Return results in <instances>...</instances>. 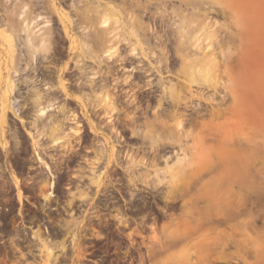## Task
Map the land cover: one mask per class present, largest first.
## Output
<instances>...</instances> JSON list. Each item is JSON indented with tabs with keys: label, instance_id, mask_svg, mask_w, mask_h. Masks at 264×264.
Wrapping results in <instances>:
<instances>
[{
	"label": "flooded vegetation",
	"instance_id": "obj_1",
	"mask_svg": "<svg viewBox=\"0 0 264 264\" xmlns=\"http://www.w3.org/2000/svg\"><path fill=\"white\" fill-rule=\"evenodd\" d=\"M55 58L0 60V264H44L46 243L58 264H151L186 209L177 150L147 137L172 116L139 61Z\"/></svg>",
	"mask_w": 264,
	"mask_h": 264
},
{
	"label": "rangeland",
	"instance_id": "obj_2",
	"mask_svg": "<svg viewBox=\"0 0 264 264\" xmlns=\"http://www.w3.org/2000/svg\"><path fill=\"white\" fill-rule=\"evenodd\" d=\"M141 2L157 13L152 15L149 11L141 13L135 10L134 14L141 13L140 21L143 22L148 36L153 37L152 39L158 37L163 39L158 47L165 50L170 57L169 61L175 62L174 71L177 70L179 63L174 48L176 38L172 32L177 21L168 14V11L184 6L176 1L162 4L157 0H141ZM164 6L168 9L166 13ZM86 7L95 9L94 19L86 20L75 14V8L82 10ZM109 8L115 9L114 15L109 13ZM131 8L129 3L123 0H0V32H7L13 37V49L9 52V44L0 36V60L12 61L17 59V56L21 58L23 53L30 61L56 60L55 56L61 54L62 59L69 62L85 64L91 61L101 68L103 63L112 64L119 61L120 56L127 55L130 63L126 65L137 66L139 59H133L131 52L133 49L139 51L142 47L148 50L150 46L141 43L142 29L140 22L129 14ZM211 16L217 23H226L229 30L237 31L231 18L218 14ZM107 23L114 28V33L108 32L100 40L99 29ZM260 23L262 24L259 26L264 29V19ZM224 30L223 28L220 30L218 38L213 37L217 62L216 67L211 70V79L219 83L218 92L221 94L228 91L225 86H231L232 82L233 73L227 65H232L234 73L238 70L236 58L228 61L224 53L233 51L238 55L240 46L239 41L227 42L228 32ZM116 33L120 35V39L116 40ZM29 37H32L33 43H30ZM263 40L264 35L258 42H250L248 46L242 45L253 50L251 58L254 59H248L251 64L254 62L264 64ZM217 41L220 43L216 44ZM45 44L46 47L43 46ZM114 48H117L116 55L109 61L106 50ZM156 60L157 58L150 59L152 63ZM203 64L199 63V65ZM147 65L148 62L145 60L143 66ZM174 79L177 80L176 77H173ZM194 89L202 90L207 95L214 93L211 88L202 86L195 85ZM219 98L218 94L217 99ZM231 103L233 104V99L228 97L224 104L228 108L221 115L216 117L206 114L196 123L187 126V129L193 135L201 132L210 133L211 135L206 138V146L214 144L217 148L228 143L230 138L232 141L236 138L243 140V146H247L249 151L251 148L256 149L257 154L251 158L245 175L234 177L230 173L229 164L219 160L218 152L215 150L213 160L206 166L205 172L194 177L192 185L187 188L186 178L180 173L178 157L187 153L188 157H185L184 162L195 160L191 157L196 147H192V139L188 141V145L192 148L188 149L184 146L183 152L179 147L174 146L178 154L173 165L167 168V174L175 192L188 189L184 195L179 192V198H185L181 208L186 209L172 225L164 227L161 232L155 234L158 258L151 264H264V134L260 130H252L253 142H247L243 135L239 136L235 121L236 113L230 107ZM242 127H245V124H242ZM186 166L184 167L186 172L191 169L196 170L195 165L192 168ZM45 248L47 249L44 264L47 262L58 264L52 258L53 248L49 243L45 244ZM48 248L52 250L50 253L47 252ZM215 253L231 254L237 262L214 260L211 255Z\"/></svg>",
	"mask_w": 264,
	"mask_h": 264
},
{
	"label": "bare ground",
	"instance_id": "obj_3",
	"mask_svg": "<svg viewBox=\"0 0 264 264\" xmlns=\"http://www.w3.org/2000/svg\"><path fill=\"white\" fill-rule=\"evenodd\" d=\"M123 1L128 2L129 6L132 7L129 10V14L134 17V20L140 22L139 25L142 29L141 43H146L150 46L148 50L142 47L139 51L133 49L131 53L133 55L132 57L139 59L142 75L150 78L147 80L148 87H155L158 91L155 114L158 117H161V115H171L173 120L172 124L166 120L159 121L160 127L156 130L152 128L147 137L156 143L170 141L173 146L179 147L182 152L185 150L184 146H187L188 149L196 147V151L193 152L191 157L193 159L195 158V160H187L188 162H184L185 157H188L187 153H185V156L178 157L181 167L180 173L186 178L187 188H190L192 185L194 177L205 172L206 166L213 160L215 150L218 152V159L229 164L231 167L230 173L234 177L240 174L245 175L247 165L251 158L257 154L256 149L251 148L249 151L247 146H243V140H237L236 138L233 141L230 138L228 143L219 146L220 148H216L214 144H208L206 146V138L211 134L201 132L198 135H193L187 129V126L196 123L199 121V118L206 114L216 115V117L221 115L228 108L224 105L227 98L231 97L233 104L231 103L232 105L230 107L236 113L237 134L239 136H245L247 142H253L252 130H260L264 134V64L257 62L251 64V62H248V59H254L253 57L251 58L253 50L250 49L251 47L242 46H248L250 42H258L264 35V29L259 26L262 24L260 22H263L264 19V0H157L161 4L176 1L184 6V8H172L168 11V14L177 21L172 30L176 38L174 48L177 63H179V67L175 71V62L169 61L170 57L165 50L158 47L163 42V39L161 37L152 39L153 37L148 36L145 32L146 28H144L143 22L140 21L141 17L139 16L143 11H149L152 15L156 14L157 11H151L147 4H142L141 0ZM37 2L39 3V1ZM205 4L209 5L206 6ZM28 6L31 7L30 5ZM115 9L109 8V13L114 15ZM189 9L190 11H188ZM135 10L141 13L136 15L134 14ZM167 10V7L164 6L165 13ZM75 11V14L82 16L86 20L95 18V9L93 8L86 7L82 10L75 8ZM211 14L231 18L237 27V31L233 32L229 30L226 23H217L213 20ZM109 18L107 19L108 22L110 20ZM120 26L117 27L119 28ZM222 28L228 32L227 42L233 41L235 43L239 41L240 43L238 55L233 51H229L228 54L224 53L228 61L236 58V66L238 68L234 73L232 65H227V68L233 74L231 75V86H225V89H228V91L224 94L218 92L220 88L219 83L211 79V70L216 67L217 62L216 48L213 41L218 38L217 35ZM113 30L114 28H111L108 23L104 27L102 26L99 29L100 40L106 33H114ZM29 34L31 33L29 32ZM0 36L9 44L10 49H8L11 52L13 49L12 35L2 31L0 32ZM117 38L120 39V35L116 33V40ZM112 40L114 42L115 38ZM29 41L33 43L32 37H29ZM218 43L220 41H217L216 44ZM43 46L46 47V44ZM220 46L218 45V47ZM116 51L117 48L107 49L106 54L108 58L113 59L112 57H115ZM151 58H157L156 62L152 63L150 61ZM145 60L148 62L147 66H143ZM199 63L204 64L199 65ZM258 67L260 68L258 69ZM190 68H193V70H190ZM173 77H176L177 80H173ZM195 85L211 88L214 90V93L207 95L202 90L194 89ZM218 94L220 96L219 99H217ZM242 124H245V127H242ZM191 139L193 141L192 147L188 145V141ZM254 145L257 146L256 144ZM186 165L189 168L195 165L196 170L191 169L186 172L184 168ZM48 249L49 251L47 252L50 253L52 250H50L51 248ZM46 264L50 263L47 262Z\"/></svg>",
	"mask_w": 264,
	"mask_h": 264
}]
</instances>
